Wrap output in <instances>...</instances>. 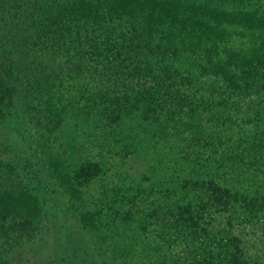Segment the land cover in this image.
Masks as SVG:
<instances>
[{
	"label": "trees",
	"instance_id": "obj_1",
	"mask_svg": "<svg viewBox=\"0 0 264 264\" xmlns=\"http://www.w3.org/2000/svg\"><path fill=\"white\" fill-rule=\"evenodd\" d=\"M209 21L264 27V0H0V118L36 112L34 147L71 178L61 186L100 264H264L243 232L264 227V154L244 190L232 154L252 150L264 117V57L203 46L188 64ZM21 168L0 159V243L14 248L43 213Z\"/></svg>",
	"mask_w": 264,
	"mask_h": 264
},
{
	"label": "rangeland",
	"instance_id": "obj_2",
	"mask_svg": "<svg viewBox=\"0 0 264 264\" xmlns=\"http://www.w3.org/2000/svg\"><path fill=\"white\" fill-rule=\"evenodd\" d=\"M256 16L258 17V15ZM226 23L221 24V21L211 23L209 21L208 25L212 27L211 33L206 36L202 35L200 43L193 40L188 45L192 46L191 50L193 51L188 54L192 60L188 64L193 65L200 61L199 51L203 46L207 49L214 48L213 50L219 54L222 53L221 55L226 59H236L237 52L246 47L254 50L258 49L259 54L264 57V27L246 24L242 26V22L232 23L231 26ZM203 39L206 41L205 44H203ZM53 68L55 69L56 66ZM61 68L66 70L62 71L63 73L74 72V68L70 65H63ZM10 72V77H14V71ZM13 81H15L14 78ZM12 87L13 90L17 91V94L21 93L23 86L20 84L19 77H17L16 84L12 83ZM17 94L15 95L18 96ZM4 112L7 114L9 110L6 109ZM35 113L24 114L20 112L17 121L14 118V112H10L3 119L0 118V159L7 162L8 165L14 166V164H17L19 167H23L20 173L22 179L25 178V185L31 180H33L35 186L40 185V188H35L27 198L25 197V201L30 211L43 210L40 215L41 223L36 233L26 238L22 242V246L14 248V245L8 247L2 246L0 243V262L7 260L9 264H100V258L94 256L92 243L88 241L85 233L79 229L72 216L69 206L70 195L66 192V188L61 186V183L64 182L63 179L70 180L71 178L62 176V179H56L58 173L51 172V170L54 171V167H50L45 156L39 152V149L34 147L35 143L33 141L38 134ZM258 123V126L255 125V128H258L257 130L251 122L241 126L243 127L241 130H244V132L255 129V136H249L252 147H248H251L252 150L241 155H236L235 151L232 153L235 160H244L245 162L243 169L247 170L246 176L249 178L244 180L240 188H243V190L244 186L251 183L252 174L254 172L258 174L259 170L262 171V167L258 169L255 165L247 164L254 155L262 158L261 155L264 154V117L259 118ZM158 147L161 148V145H158ZM163 149L168 150L167 147ZM236 151L241 153L242 149ZM225 177L228 178L229 175L225 174ZM69 184L72 191L78 189V183ZM85 184L88 185L90 191L97 188L90 178L84 182ZM99 192L98 188L97 191L94 190L93 197L101 198ZM77 195H80V192ZM85 197H87V193ZM109 210L113 212L114 207H110ZM125 211V206L119 208L118 217L112 219L116 222L122 221L119 217H124ZM234 228L237 232L240 229L236 226ZM254 230L256 232H253L250 228L244 229L245 239H249L248 247L251 253L264 262V227Z\"/></svg>",
	"mask_w": 264,
	"mask_h": 264
}]
</instances>
